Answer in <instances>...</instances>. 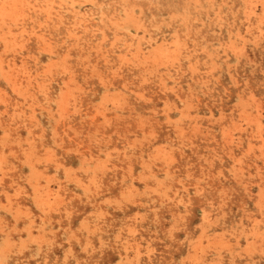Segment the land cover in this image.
<instances>
[{
	"label": "rangeland",
	"instance_id": "rangeland-1",
	"mask_svg": "<svg viewBox=\"0 0 264 264\" xmlns=\"http://www.w3.org/2000/svg\"><path fill=\"white\" fill-rule=\"evenodd\" d=\"M0 264H264V0H0Z\"/></svg>",
	"mask_w": 264,
	"mask_h": 264
},
{
	"label": "bare ground",
	"instance_id": "bare-ground-1",
	"mask_svg": "<svg viewBox=\"0 0 264 264\" xmlns=\"http://www.w3.org/2000/svg\"><path fill=\"white\" fill-rule=\"evenodd\" d=\"M128 2H129V1H128ZM69 95H70V94H69ZM70 97H71V96H70ZM67 104H68V103H67ZM68 108H69V107H68ZM86 170H87V169H86ZM86 170H85V171H86ZM127 196H128V195H127ZM131 196H132V195H131ZM48 198H49V197H48ZM50 199H51V198H50ZM46 200H47V199H46ZM44 201H45V200H44ZM47 206H48V205H47ZM77 241H78V240H77Z\"/></svg>",
	"mask_w": 264,
	"mask_h": 264
}]
</instances>
